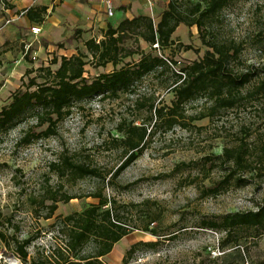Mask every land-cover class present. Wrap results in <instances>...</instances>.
I'll use <instances>...</instances> for the list:
<instances>
[{"label":"rangeland","instance_id":"obj_1","mask_svg":"<svg viewBox=\"0 0 264 264\" xmlns=\"http://www.w3.org/2000/svg\"><path fill=\"white\" fill-rule=\"evenodd\" d=\"M64 1L0 0V110L11 103L17 91L27 90L30 79L53 83V73L63 58L81 59L85 63L83 78L90 82L100 74L136 62L139 56H127L126 51L137 48L176 63L172 68L175 71L201 61L210 51L202 44L195 26L180 25L167 48L150 46L129 35L122 44L126 51L121 52L118 65L100 66L87 51L86 41L99 42L104 39L107 25L115 28L122 20L139 15L150 17L156 25L168 0H124L114 6L113 17H104L101 28L88 10L86 16L90 17L75 23L59 18V11L68 7L66 3L67 6L63 5ZM45 5V14L35 12L41 15V23H31L26 18L27 9ZM127 8L133 9L132 18L118 17L117 11ZM103 14L107 16L105 11ZM34 25L41 27L37 36L30 33ZM206 39L238 49L230 68L234 75H251L247 90L264 79V0H232L207 27ZM174 79L172 72L166 70L143 80L135 94L77 103L69 116L55 125L56 134L46 140L20 144L25 133L36 134L47 127L35 126V110L0 134V264H25L6 246L15 240H32L28 248L30 258L48 252L55 243L63 247L57 217L97 205L99 199L92 196L95 194L109 199L110 206H116L122 222L131 230L100 259L104 264H264V235L257 239L252 229H235L222 244L224 234L203 225L264 205V171L255 170V166L242 174L245 186L221 184L231 171V166L222 161L226 149L242 146L249 162L263 149L262 98H246L239 108L203 120L197 117L205 103L187 104L183 108L187 129L177 126L165 133L159 128L147 141L143 153L112 178L125 160L123 151L114 142L119 138V123L129 124L137 118L140 120L136 123L144 120L149 125L152 96L157 107H172L175 98L165 85L172 84ZM138 99L144 105L141 111L135 104ZM65 158L96 168L99 176L73 184L60 181L51 165ZM213 189L218 190L215 196L209 194ZM49 191L77 198L58 203L53 217L46 220L44 207L39 208V217L32 214L35 207L32 200L38 202ZM146 227L159 236L145 232ZM137 243L155 244L139 246L132 256H127L130 247ZM215 249L217 256L211 254Z\"/></svg>","mask_w":264,"mask_h":264},{"label":"trees","instance_id":"obj_2","mask_svg":"<svg viewBox=\"0 0 264 264\" xmlns=\"http://www.w3.org/2000/svg\"><path fill=\"white\" fill-rule=\"evenodd\" d=\"M231 1L198 0L193 3L191 0H168L156 25L145 15L124 19L115 28L107 25L103 40L96 42L90 39L85 42L87 51L100 66L108 63L118 65L121 52L126 51L122 44L129 35L141 38L150 46L167 48L172 43V35L180 25L195 26L200 33L202 44L210 51L205 53L201 61L175 71L172 68L176 63L137 48L136 51H126L127 56L134 54L139 56L136 62L126 63L111 73L100 74L90 82L83 78L85 63L81 59L63 58L59 68L53 73V83H38L35 79H30L27 90L17 91L12 96L11 103L0 110V134L12 129L16 122L35 110L36 114L33 115L35 126L47 127L36 134L32 131L25 133L20 139V144L30 145L34 141L46 140L56 134L55 125L69 116L75 104L91 102L97 98L118 99L121 94H135L137 86L143 80L170 70L175 79L172 84L165 85V88L171 89L174 95L173 106L157 107L152 96L147 117L149 125H146L144 120H141L142 123H136V120H140L137 118L129 124L119 123V138L114 139V142L123 151L125 160L112 175L114 179L143 153L147 141L159 128L165 133L177 126L187 129L188 123L183 109L187 104L203 101L205 107L197 117L203 120L239 108L246 98L258 97L264 100V79L247 90L251 84V75L233 74L230 64L237 56L238 49L231 44H220L206 39L207 27L215 22ZM36 10L40 14H45L47 7L27 9L25 16L31 23L42 21L41 15L35 13ZM47 71L52 74L49 69ZM142 99L135 101L138 111L144 109ZM222 159L224 164L231 166V171L221 184L232 183L236 187H243L246 181L241 176L250 172L252 166L259 172L264 171V146L260 155L251 162L248 161L247 151L242 146L237 149H226ZM51 168L57 179L64 180L67 184L99 176L96 168L72 162L67 158L53 163ZM209 194L215 196L218 190L213 189ZM92 196L99 199L97 205H91L79 213L57 217L63 247L55 243L48 248V252L30 258L28 248L32 240L25 239L9 243L6 245L8 250L16 252L25 264H104L100 259L107 256L114 244L126 237L131 230L122 222L116 206H110L109 199L103 198L101 194ZM76 198L65 192L49 191L44 193L38 202L36 199L32 200L35 207L31 212L39 217L38 210L44 207L46 213L43 218L51 219L58 203H68ZM46 201H50L51 204L46 205ZM203 225L224 234L222 244L228 241L235 229H252L255 233L253 237L258 239L264 235V205L254 211L226 215L219 221L213 220ZM144 231L159 236L149 227ZM154 244H134L126 255L132 256L139 246L152 247Z\"/></svg>","mask_w":264,"mask_h":264},{"label":"crops","instance_id":"obj_3","mask_svg":"<svg viewBox=\"0 0 264 264\" xmlns=\"http://www.w3.org/2000/svg\"><path fill=\"white\" fill-rule=\"evenodd\" d=\"M106 1H110L114 6L120 5L123 3L124 0H65L63 5L68 7H65V9H62L60 12V15L58 16L61 19H66L67 21H73V23L77 22L78 20H81V18H89L90 16H86V11L92 12V18L95 22H99L100 28L102 27V24L104 23V17H107L103 14V11H105V3ZM66 3V4H65ZM46 7V5H45ZM83 11V14L81 13ZM133 9H126L125 11H117V13H120L118 17L120 18H130L131 13ZM114 15V14H113ZM113 17V16H112ZM132 18V17H131ZM102 19V21H100ZM111 24V23H110Z\"/></svg>","mask_w":264,"mask_h":264},{"label":"built area","instance_id":"obj_4","mask_svg":"<svg viewBox=\"0 0 264 264\" xmlns=\"http://www.w3.org/2000/svg\"><path fill=\"white\" fill-rule=\"evenodd\" d=\"M105 10H106V14H107V17L108 18H111L114 14L113 10V5L110 1H106L105 3ZM41 32V27L37 26V25H34L30 28V33L33 35V36H37L39 33ZM155 47H157V45H154ZM217 251L218 249H215L211 252V254L213 256H217Z\"/></svg>","mask_w":264,"mask_h":264}]
</instances>
